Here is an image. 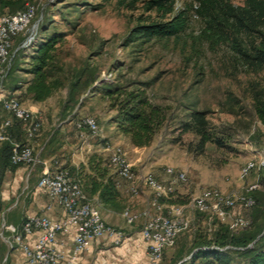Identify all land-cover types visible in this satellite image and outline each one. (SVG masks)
Returning <instances> with one entry per match:
<instances>
[{
	"label": "rangeland",
	"instance_id": "rangeland-1",
	"mask_svg": "<svg viewBox=\"0 0 264 264\" xmlns=\"http://www.w3.org/2000/svg\"><path fill=\"white\" fill-rule=\"evenodd\" d=\"M225 1L236 6L245 3V0ZM27 3L37 7L40 24L44 22L47 34H64L57 48L61 68L58 76L64 85L52 96L33 101L23 95L25 82L31 77L27 67L35 48L19 52L7 80V87L24 105L42 114L44 125L36 141L37 149L54 138L44 154L47 159L62 164L66 157L70 158L81 143L78 119L95 117L103 135L92 140L93 148L87 153L86 162L94 151L109 155L103 149L105 141L119 145L132 161L136 175L151 173L163 184L172 185L175 198H191L208 189L244 194L256 185L248 194L256 198L257 204L248 209L238 205L235 211L253 221L264 218V166L243 174L249 162L259 163L264 159V122L255 109V96L264 98V67L257 69L243 60L237 50L238 37L233 32L230 39L218 41L204 34L206 21L198 10L201 0H175L174 11L188 14V26L178 36L129 43L125 40L134 26L162 19L161 11L148 9L146 0H25ZM243 39L245 44L251 43L250 37ZM79 76L81 81L74 91L71 87ZM93 79L95 82L91 84ZM129 81H137L135 85L150 81L149 97L168 112L166 124L147 146H137L123 134L118 138L121 133L113 121L117 110L112 108L109 98L94 90L104 82ZM194 108L208 111L210 124L224 137V145H209L202 154L195 150L197 138L191 132H184L181 126ZM40 169V165L31 170L23 164L7 172L0 187V221L6 217L10 230L6 235L28 214L26 209L32 203L33 186ZM180 173H185L187 179L179 180ZM146 189L142 186L139 194ZM253 191H257L256 195ZM149 195L152 199L153 190ZM147 206L135 210L129 207L132 213L141 214L138 220L142 219V224L145 221L142 213ZM148 209L155 212L153 207ZM186 212L194 217L193 228L177 237L176 245L164 253L161 264H179L192 253L190 237L197 233L199 223L201 227L208 226L200 231H212L214 218L210 214L202 215L191 207ZM2 248L6 250L4 245ZM20 253L21 249L16 247L7 263L18 264ZM175 253L179 256L169 262Z\"/></svg>",
	"mask_w": 264,
	"mask_h": 264
},
{
	"label": "built area",
	"instance_id": "built-area-1",
	"mask_svg": "<svg viewBox=\"0 0 264 264\" xmlns=\"http://www.w3.org/2000/svg\"><path fill=\"white\" fill-rule=\"evenodd\" d=\"M39 35L40 18L34 4L27 3L16 12L0 14V145L6 141L12 143L13 164L29 165L31 170H36L38 165H42L38 186L47 190L52 203L63 207L67 216L58 220L46 214L28 213L7 235L5 232L9 230L8 221L3 217L0 221V264H8L9 255L16 247H19L24 255L20 264H74L80 254L91 250L96 239L106 236L115 244H120L126 238L124 229L110 224L103 218L98 197H90L76 175L63 168L58 160L51 161L41 156V148L37 149L36 140L42 133L43 116L38 110L24 105L7 87L15 58L19 52L35 48ZM14 119L21 121L26 138L24 142L16 140L11 132ZM77 127L82 131V147L92 151V140L103 135L98 120L91 116L82 117L78 119ZM103 149L109 152L110 161L119 175L130 182V192L138 195L142 190V183L154 192L142 213L145 215V221L141 233L147 244V260L138 264H160L165 250L176 245L177 237L181 233L193 228L194 217L186 212L189 207L210 214L211 219H221L228 223L233 231L252 225L251 217L238 215L235 209L238 205L247 209L256 205V198L248 194L256 185L249 187L244 194H225L218 189H208L202 195L191 197L186 204L166 203L161 199L171 197L175 193L172 185L163 184L151 173L136 175L132 161L121 146H113L107 142ZM261 166H264V159L259 163L251 161L244 167L243 174L248 175L254 168ZM178 179L186 180V174L180 173ZM149 207H153L155 212L149 210ZM123 215L129 224L141 216L132 213L129 207L123 210ZM72 229H75L73 248L68 253L57 248L56 243L60 233H69ZM210 229L212 230V227ZM36 231H39V235L32 244L29 237ZM3 245L6 250L2 248ZM203 248L225 251L235 247L213 242ZM192 255L193 252L179 264L189 261Z\"/></svg>",
	"mask_w": 264,
	"mask_h": 264
},
{
	"label": "trees",
	"instance_id": "trees-1",
	"mask_svg": "<svg viewBox=\"0 0 264 264\" xmlns=\"http://www.w3.org/2000/svg\"><path fill=\"white\" fill-rule=\"evenodd\" d=\"M146 1L148 9L161 11L162 19L137 24L127 35L126 43L140 39L145 41L154 38L167 39L178 36L186 30L188 14L183 10L174 11L175 0ZM25 6V0H0V14L5 13L4 10L7 8L12 9L11 12H16ZM198 10L206 21L205 35L218 41L230 39V34L233 32L236 38L238 37L237 50L243 60L254 68L264 67V0H245L244 4L238 6L225 0H201ZM40 34L44 36L39 37L35 50L30 55L27 72L32 77L25 82L26 90L23 93L33 101L46 100L64 85L63 79L58 76L61 68L57 55L58 43L64 34L56 32L47 34L44 22L40 24ZM243 36L250 37L251 43L245 44ZM80 77L73 83L72 90L77 89L81 81ZM95 79L91 80V84ZM136 82H104L94 90L102 92L109 98L112 108L117 110L113 121L119 132L128 136L133 144L147 146L166 124L168 112L163 105L153 102L149 97L147 89L151 85L150 81H143L139 85H135ZM255 109L264 122V98L258 94L255 96ZM181 126L184 132H191L197 138L195 150L198 153H205L209 145L222 146L226 143L224 137L219 136L212 128L206 109H192L187 119L181 122ZM79 131L80 134L82 131L80 129ZM11 132L16 140L21 142L26 140L21 121L18 119H14ZM53 142L54 138L42 146L43 158H46L44 154L48 153ZM106 143L107 141L104 145ZM12 153L11 142L6 141L0 145V187L7 172L17 170L21 166L12 163ZM25 166L29 167V165ZM62 167L76 175L81 180L85 192L90 197H98L101 206L108 204L118 207L121 200V176L115 170L107 153L94 151L89 155L86 163H81L79 166L65 164ZM262 169V181H264V167ZM256 192L253 191V195L254 193L256 195ZM161 200L166 203L186 204L190 198L171 196ZM197 212L204 215L203 212ZM210 227H212L211 233L208 229L204 232L200 231L208 226L201 227L199 223L192 243L193 255L189 262L181 264H264V233L262 234L264 218L261 221L254 220L250 227L238 232L233 231L228 223L217 217H214ZM213 242L219 245L230 244L235 248L225 251L203 248Z\"/></svg>",
	"mask_w": 264,
	"mask_h": 264
},
{
	"label": "crops",
	"instance_id": "crops-1",
	"mask_svg": "<svg viewBox=\"0 0 264 264\" xmlns=\"http://www.w3.org/2000/svg\"><path fill=\"white\" fill-rule=\"evenodd\" d=\"M27 74L29 75L30 73ZM31 108L34 109V107ZM121 137L122 133L120 136H118V138ZM124 138H128V140H130L128 136H125ZM36 145L38 144L36 143ZM87 153H89V151L85 150L84 147H82V143H80L73 151V155L70 156L71 159L66 157L63 163L67 164L68 166H79L81 163H86ZM38 180L39 178L36 180L33 186L32 203L27 207L26 213L46 214L54 219H64L67 216L65 210L60 205L52 203L48 196L47 190L38 186ZM142 186L146 187L147 189L145 191L143 190L141 194L134 195L129 189L130 182L121 178V201L118 204V207L108 204L100 207L102 216L107 222L125 228V240L120 244H115L110 238L106 236L100 237L93 242L90 251L79 255L74 264H138L147 260V244L141 233L143 225L142 219L135 221L134 224H129L125 222L127 220H125L126 218L122 212L126 207H130L135 210L136 208L138 209L148 205L151 199V195L149 194H151L152 189L143 183ZM140 222L142 224L141 227H136ZM74 234L75 229H72V231L69 233H60L56 243L57 248L64 249L68 253L71 252L73 248ZM38 235L39 231H36L32 236L29 237V241L32 244L35 243ZM190 240L192 241L191 243H193L194 235L190 237ZM172 248L173 247L167 248L165 252L168 250V252H170V250L172 251ZM179 252L181 251H178V253ZM178 253L173 254L168 259V261L173 262L175 259H177L179 256ZM185 255L186 254H183V257ZM19 257L20 261L18 264L24 260V255L22 252L20 253ZM162 262H164V260H161L160 264Z\"/></svg>",
	"mask_w": 264,
	"mask_h": 264
},
{
	"label": "water",
	"instance_id": "water-1",
	"mask_svg": "<svg viewBox=\"0 0 264 264\" xmlns=\"http://www.w3.org/2000/svg\"><path fill=\"white\" fill-rule=\"evenodd\" d=\"M264 233V231L262 232V234Z\"/></svg>",
	"mask_w": 264,
	"mask_h": 264
}]
</instances>
